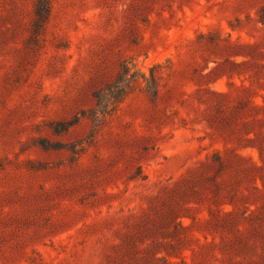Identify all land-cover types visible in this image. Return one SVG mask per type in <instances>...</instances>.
<instances>
[{
  "label": "rangeland",
  "instance_id": "rangeland-1",
  "mask_svg": "<svg viewBox=\"0 0 264 264\" xmlns=\"http://www.w3.org/2000/svg\"><path fill=\"white\" fill-rule=\"evenodd\" d=\"M263 5L0 0V264L263 255L244 224L217 231L229 176L203 165L250 119L232 114L241 85L264 94L251 84L264 72Z\"/></svg>",
  "mask_w": 264,
  "mask_h": 264
},
{
  "label": "trees",
  "instance_id": "trees-1",
  "mask_svg": "<svg viewBox=\"0 0 264 264\" xmlns=\"http://www.w3.org/2000/svg\"><path fill=\"white\" fill-rule=\"evenodd\" d=\"M258 18L264 24V5L260 8ZM254 83L264 87V72L255 70L252 73L251 84ZM241 86L244 93L231 107L232 114L234 118L245 116L250 119L241 121L240 126L234 128L239 136L236 147L230 149L229 154L222 155L219 150H215L205 156L203 165L210 168L217 166V175L229 176L226 180H217V231L241 232L238 224L242 223L245 231L252 236H260L264 242V94L252 91L251 87ZM256 96L262 102L256 101ZM260 113L262 116H259ZM248 147L256 149L258 160L240 151ZM225 204L230 205V208L225 209ZM176 215L173 211L170 217L175 219ZM234 236V241L239 242L238 235L234 233ZM249 264H264V254Z\"/></svg>",
  "mask_w": 264,
  "mask_h": 264
}]
</instances>
